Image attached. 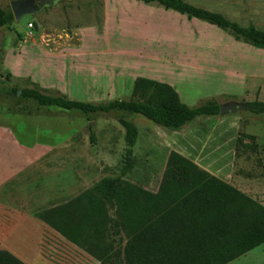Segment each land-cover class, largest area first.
<instances>
[{
  "label": "rangeland",
  "instance_id": "1",
  "mask_svg": "<svg viewBox=\"0 0 264 264\" xmlns=\"http://www.w3.org/2000/svg\"><path fill=\"white\" fill-rule=\"evenodd\" d=\"M11 1L0 0V8L10 10ZM50 1L0 29V152L59 155L71 152L72 138L78 153L96 159L100 173L95 176L117 177L127 159L125 126L130 124L136 135L125 181L156 192L169 151H180L194 162L201 156L198 164L264 206V119L244 107H264V50L155 3ZM184 1L264 30V0ZM137 77L170 85L189 107L231 104L236 110L198 117L178 132L133 114H101L91 117L90 140L86 117L31 103L17 114L9 93L35 88L104 104L128 99ZM239 134L255 138V153L240 148L235 157ZM2 194L11 201V193ZM19 231L18 238H8L12 249H7L25 264H97L40 220L21 223ZM1 236L0 246L6 242ZM109 241L112 251L124 243L117 236ZM228 264H264V244Z\"/></svg>",
  "mask_w": 264,
  "mask_h": 264
},
{
  "label": "trees",
  "instance_id": "2",
  "mask_svg": "<svg viewBox=\"0 0 264 264\" xmlns=\"http://www.w3.org/2000/svg\"><path fill=\"white\" fill-rule=\"evenodd\" d=\"M136 1L155 3L264 50V30L252 24L240 26L220 13L184 0ZM13 20L10 10L0 8V29ZM9 93L16 99L13 110L17 114L31 103L40 108L75 111L86 117L90 140L91 117L101 114H133L174 132L198 117L219 114L215 103L189 107L170 85L144 77L133 81L128 99L104 104L67 100L35 88H23L20 95L15 89ZM244 107L264 119V107ZM125 128L127 159L119 176L100 179L73 199L40 211L37 219L98 264H228L264 244V206L175 151L167 155L156 192L125 181L136 135L132 125ZM254 139L239 134L235 157L240 148L255 153ZM110 236L123 238L121 249L112 251ZM0 264L25 263L0 250Z\"/></svg>",
  "mask_w": 264,
  "mask_h": 264
},
{
  "label": "crops",
  "instance_id": "3",
  "mask_svg": "<svg viewBox=\"0 0 264 264\" xmlns=\"http://www.w3.org/2000/svg\"><path fill=\"white\" fill-rule=\"evenodd\" d=\"M71 140V152L59 155L30 151L0 152V234L6 240L0 246L2 249H12L8 238L19 237L21 223L38 222L37 213L73 199L101 179L95 176L100 173L94 166L96 159L78 153V141ZM178 153L188 158L182 152ZM202 159L199 156L197 163L193 162L219 178L198 164ZM2 193H11V201H7ZM44 199L49 201L47 206L43 203Z\"/></svg>",
  "mask_w": 264,
  "mask_h": 264
},
{
  "label": "water",
  "instance_id": "4",
  "mask_svg": "<svg viewBox=\"0 0 264 264\" xmlns=\"http://www.w3.org/2000/svg\"><path fill=\"white\" fill-rule=\"evenodd\" d=\"M36 0H13L9 3L10 10L15 21H18L22 16L32 15L40 11L43 5H36ZM49 4L48 6H50ZM20 92H18V95ZM236 110L231 104L219 107V113Z\"/></svg>",
  "mask_w": 264,
  "mask_h": 264
},
{
  "label": "flooded vegetation",
  "instance_id": "5",
  "mask_svg": "<svg viewBox=\"0 0 264 264\" xmlns=\"http://www.w3.org/2000/svg\"><path fill=\"white\" fill-rule=\"evenodd\" d=\"M35 4L38 5H43V7L48 6L49 4H52L50 0H36Z\"/></svg>",
  "mask_w": 264,
  "mask_h": 264
}]
</instances>
